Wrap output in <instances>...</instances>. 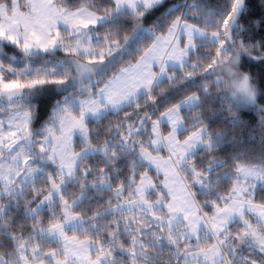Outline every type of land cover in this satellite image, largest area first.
Wrapping results in <instances>:
<instances>
[{"label": "snow or ice", "instance_id": "snow-or-ice-1", "mask_svg": "<svg viewBox=\"0 0 264 264\" xmlns=\"http://www.w3.org/2000/svg\"><path fill=\"white\" fill-rule=\"evenodd\" d=\"M0 264H264V0H0Z\"/></svg>", "mask_w": 264, "mask_h": 264}]
</instances>
